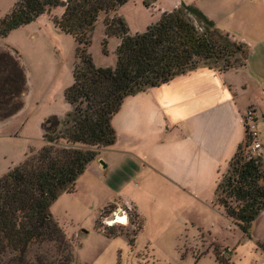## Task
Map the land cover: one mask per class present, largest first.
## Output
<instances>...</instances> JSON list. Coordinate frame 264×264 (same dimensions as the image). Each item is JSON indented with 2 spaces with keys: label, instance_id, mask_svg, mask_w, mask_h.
<instances>
[{
  "label": "crops",
  "instance_id": "obj_1",
  "mask_svg": "<svg viewBox=\"0 0 264 264\" xmlns=\"http://www.w3.org/2000/svg\"><path fill=\"white\" fill-rule=\"evenodd\" d=\"M133 2L140 16L137 27L129 29L131 34L142 32L162 13L184 4L199 9L219 31L247 49L241 69L219 71L198 66L166 84L125 98L111 121L115 142L99 152L105 166H92L98 158L88 165L93 172L101 171V180L113 184L112 178L119 175L117 182L123 188L131 187L132 192L138 186L145 190L141 194L154 188L175 198L178 205L184 198L191 206L199 201L202 191L215 190L221 171L244 139L243 114L250 106L254 107L264 145V0ZM12 6L2 7L0 18ZM39 19L29 22L32 28L24 37L25 44H15L9 38L15 29L0 38V175L35 147L34 140L42 142L41 124L47 116L35 114L43 105L49 113L55 112L61 94L60 105L65 113L69 110L63 91L71 84L72 73L66 78L62 67L75 44L65 51L68 36L49 19L51 26L36 22ZM43 34L47 40H42ZM40 44L49 47L42 61L39 50L37 54L32 51ZM40 91L36 109L22 117V110L29 109V99ZM145 171L151 175L143 184L138 177L143 178ZM131 200L136 210V201ZM226 220L230 223L228 232L217 233L214 244L227 250L233 264H264V209L250 224L248 235Z\"/></svg>",
  "mask_w": 264,
  "mask_h": 264
},
{
  "label": "trees",
  "instance_id": "obj_2",
  "mask_svg": "<svg viewBox=\"0 0 264 264\" xmlns=\"http://www.w3.org/2000/svg\"><path fill=\"white\" fill-rule=\"evenodd\" d=\"M126 1L17 0L0 18V38H4L52 7L61 6L60 17H49V21L76 45L72 82L63 91L70 110L61 118L50 115L45 119L44 145L37 151L29 149L21 162L0 176V264L71 263V244L53 219L50 206L61 193L73 192L76 179L100 150L114 144L111 121L125 98L166 84L207 60L220 61L219 71L245 64L246 46L221 33L196 7L183 4L162 13L142 32L131 34L118 14ZM185 13L202 27L186 19ZM101 18L103 53H107V39L118 40L113 66H96L88 53L89 34ZM249 145L245 131L228 162L232 174L220 177L214 190V201L224 217L246 235L264 209L260 160L264 151L254 155ZM43 245L54 248L55 255L36 252ZM215 253L220 262L217 248Z\"/></svg>",
  "mask_w": 264,
  "mask_h": 264
},
{
  "label": "rangeland",
  "instance_id": "obj_3",
  "mask_svg": "<svg viewBox=\"0 0 264 264\" xmlns=\"http://www.w3.org/2000/svg\"><path fill=\"white\" fill-rule=\"evenodd\" d=\"M16 1L0 0V9L9 4L12 6ZM62 12L61 6L52 7L49 11L41 14V19L36 22L51 26L48 17L55 16L56 13L60 17ZM118 14L125 19L129 29L137 27V19L140 14L133 0H127L118 10ZM184 17L197 27H202V24L192 15L185 13ZM31 28V25L27 23L15 29L9 38L15 44H25L24 37ZM103 37L104 28L101 18L89 34L88 53L96 66H113L115 64L114 49L118 40L116 38L107 39V53H103L101 46ZM66 38L68 41L64 44L65 51L69 49V46L72 47V44H75L72 37ZM230 39L233 40L232 37ZM42 40H47L45 34H43ZM45 47L40 44L32 50L36 54L39 50L41 61L45 60L46 52L49 50V47ZM73 52L74 50H71L70 59L66 60L64 64L60 62V65L63 64V76L66 78L70 77V71L72 73ZM240 61L239 64L244 62L242 58ZM220 65V61L216 62L213 59L199 64V66H208L216 70ZM243 67L244 65L231 69ZM41 93L40 91L38 95H32L29 99L31 102L27 104L29 109H23L20 113L22 117H26L31 109H36L35 98ZM58 96L60 99L53 108L55 112L49 113L47 107L43 105V109H40L35 117H40V115L47 116V118L50 115L63 117L66 110L63 111L64 107L60 105L63 102L61 94ZM67 109L70 110L69 105H67ZM33 119L35 120V118ZM41 129L43 135L42 124ZM40 142L34 140L35 147L31 149L39 150L44 145L43 137L41 146ZM260 160L264 170L263 153ZM93 164L92 166L97 168L102 166L99 158ZM14 166L15 164L11 168ZM232 172L233 166L229 167L227 164L221 171L220 177H227ZM150 175L151 173L145 171L144 177H138V180L144 184L143 179ZM119 178V175L115 179L112 178V181H115L113 184L108 180H101V171L96 169L93 172L92 167L87 166L76 179L74 191L63 192L52 202L50 213L71 244L73 257L70 264H233L230 257L227 256L228 254H225L226 252L223 254V248L214 244V237H217V233L222 234L224 230L228 232L227 226L230 224L214 201V191L211 193L207 190L202 191L199 201L194 202L191 206L187 205L188 202L184 198H181L182 202L179 201L180 205H178L175 198L162 192L159 193L154 188L144 194H141L145 191L142 186L136 187V192H132L131 187L123 188L122 183L117 182ZM154 181L155 179L151 183ZM129 192L132 198H130ZM131 199L136 201V210ZM118 214L125 217V223L114 221ZM131 222H133V226H130ZM216 248L220 252V262L215 253ZM32 250H35V247ZM36 252L47 253L48 256L55 255L54 248L47 245H43Z\"/></svg>",
  "mask_w": 264,
  "mask_h": 264
},
{
  "label": "built area",
  "instance_id": "obj_4",
  "mask_svg": "<svg viewBox=\"0 0 264 264\" xmlns=\"http://www.w3.org/2000/svg\"><path fill=\"white\" fill-rule=\"evenodd\" d=\"M243 124L245 131L250 138V152L254 155H260L264 151V145L260 139L255 110L253 108H249L244 113Z\"/></svg>",
  "mask_w": 264,
  "mask_h": 264
},
{
  "label": "bare ground",
  "instance_id": "obj_5",
  "mask_svg": "<svg viewBox=\"0 0 264 264\" xmlns=\"http://www.w3.org/2000/svg\"><path fill=\"white\" fill-rule=\"evenodd\" d=\"M114 221L117 223H125V217L123 215L118 214L115 216Z\"/></svg>",
  "mask_w": 264,
  "mask_h": 264
},
{
  "label": "water",
  "instance_id": "obj_6",
  "mask_svg": "<svg viewBox=\"0 0 264 264\" xmlns=\"http://www.w3.org/2000/svg\"><path fill=\"white\" fill-rule=\"evenodd\" d=\"M100 163L102 164V166H105V164L100 160ZM110 223H111V221H110Z\"/></svg>",
  "mask_w": 264,
  "mask_h": 264
}]
</instances>
